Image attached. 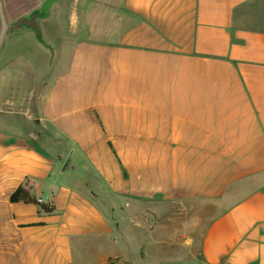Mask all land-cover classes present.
Listing matches in <instances>:
<instances>
[{"label": "crops", "instance_id": "0c3cea01", "mask_svg": "<svg viewBox=\"0 0 264 264\" xmlns=\"http://www.w3.org/2000/svg\"><path fill=\"white\" fill-rule=\"evenodd\" d=\"M4 1L0 264H264L259 0Z\"/></svg>", "mask_w": 264, "mask_h": 264}, {"label": "trees", "instance_id": "16d2710c", "mask_svg": "<svg viewBox=\"0 0 264 264\" xmlns=\"http://www.w3.org/2000/svg\"><path fill=\"white\" fill-rule=\"evenodd\" d=\"M32 186L29 183H25L19 186L11 195V200L13 202L22 201L24 203H38L35 196L31 193ZM40 207L47 213L54 211V205L52 204H39Z\"/></svg>", "mask_w": 264, "mask_h": 264}, {"label": "water", "instance_id": "95a60500", "mask_svg": "<svg viewBox=\"0 0 264 264\" xmlns=\"http://www.w3.org/2000/svg\"><path fill=\"white\" fill-rule=\"evenodd\" d=\"M10 27L11 24L7 15L5 1L0 0V52L5 44ZM69 165L70 159L67 160L65 167H68Z\"/></svg>", "mask_w": 264, "mask_h": 264}, {"label": "rangeland", "instance_id": "374dc122", "mask_svg": "<svg viewBox=\"0 0 264 264\" xmlns=\"http://www.w3.org/2000/svg\"><path fill=\"white\" fill-rule=\"evenodd\" d=\"M245 12L248 15H262L264 16V0H259L256 2L251 3V5L245 10ZM258 27V26H254ZM8 54V46L5 47V49L2 51L1 56H0V64L3 58ZM19 62V61H17Z\"/></svg>", "mask_w": 264, "mask_h": 264}, {"label": "built area", "instance_id": "2783aa9c", "mask_svg": "<svg viewBox=\"0 0 264 264\" xmlns=\"http://www.w3.org/2000/svg\"><path fill=\"white\" fill-rule=\"evenodd\" d=\"M37 201H38L39 203H45V202H44V199H43L42 197H39V198L37 199Z\"/></svg>", "mask_w": 264, "mask_h": 264}]
</instances>
